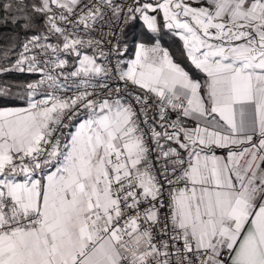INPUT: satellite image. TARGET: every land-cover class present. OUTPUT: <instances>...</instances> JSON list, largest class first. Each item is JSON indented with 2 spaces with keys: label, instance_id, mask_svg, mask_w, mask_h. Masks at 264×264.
<instances>
[{
  "label": "snow or ice",
  "instance_id": "6c2138e0",
  "mask_svg": "<svg viewBox=\"0 0 264 264\" xmlns=\"http://www.w3.org/2000/svg\"><path fill=\"white\" fill-rule=\"evenodd\" d=\"M0 264H264V0H0Z\"/></svg>",
  "mask_w": 264,
  "mask_h": 264
}]
</instances>
